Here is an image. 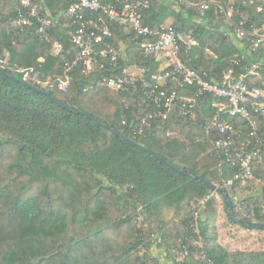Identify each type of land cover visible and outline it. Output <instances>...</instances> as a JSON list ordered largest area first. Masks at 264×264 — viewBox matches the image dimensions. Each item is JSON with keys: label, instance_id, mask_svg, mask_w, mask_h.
Instances as JSON below:
<instances>
[{"label": "trees", "instance_id": "16d2710c", "mask_svg": "<svg viewBox=\"0 0 264 264\" xmlns=\"http://www.w3.org/2000/svg\"><path fill=\"white\" fill-rule=\"evenodd\" d=\"M150 1V8L143 13L144 24L158 29L170 21L175 29L192 33L198 45L183 47L181 59L208 80L258 62L261 54L254 57L249 53L250 42L237 38L236 42L228 34H234L233 24H238L236 12L229 17L211 4L202 17L197 11L200 0ZM216 1L248 11V27L264 26V0ZM35 2L43 8V15L57 17L74 0ZM109 2L118 7L124 4V0ZM21 10L20 0H0V59L5 61L0 66L17 78L0 74V264H157L151 255L153 244L177 264L183 246L193 245L198 238L193 236V206L212 193L200 220L209 260L216 264H264V250L230 252L219 242L220 196L211 184L229 195L238 218L264 224V160L253 166L254 176L263 182L257 198L238 199L242 182L224 187V181L232 180L239 168L224 163L223 154L212 144L219 136L209 137L204 131L217 112L213 96L200 97L195 119L182 121L173 114L168 121H154L143 135H136L131 125L137 121L139 109L145 107L140 92L118 93L91 86L135 64L148 65L154 71L159 64L139 53L143 39L127 36L121 26L110 22L112 42L124 47L128 61L120 63L119 71L97 68L89 75L83 74L80 63L71 72L70 93L51 92L81 112L64 109L22 83L19 68L39 72L44 76L42 82L56 81L65 68L62 60L52 55L51 44L35 36V26L14 24ZM65 22L57 24L54 38L76 58L79 51L62 27ZM28 83L45 88L44 83ZM251 85L262 86L258 81ZM84 113L111 124L122 135L195 176L176 173L143 147L125 142ZM230 121L242 124L239 119ZM260 134L264 141V120L260 121ZM223 207L229 216V209ZM166 212L175 214L171 222L164 219ZM126 227L131 231L129 241L122 245L114 242L112 233H122ZM182 264L204 263L189 256Z\"/></svg>", "mask_w": 264, "mask_h": 264}, {"label": "built area", "instance_id": "2783aa9c", "mask_svg": "<svg viewBox=\"0 0 264 264\" xmlns=\"http://www.w3.org/2000/svg\"><path fill=\"white\" fill-rule=\"evenodd\" d=\"M20 2L22 10L14 24L20 28L35 26V36L51 44L52 55L60 58L65 68L62 76L52 82H42L41 77L44 76L34 69L19 68L23 81L44 83V89L49 92L57 90L69 94L73 81L71 72L80 63L84 75L91 74L97 68L106 70L111 67L113 72L119 71L120 63L128 61V54L124 47L112 42L110 22H114L124 29L127 36L143 39L138 44L139 53L159 66L157 71L145 64L123 68L114 76L103 77L91 89L99 86L118 93L140 92L145 107L139 109L137 121L131 125L136 135H143L154 121H168L173 114L182 121L195 119L200 97L203 94L212 95V106L217 112L204 131L209 137L219 136L212 140L214 150L223 154L224 163L239 168L232 180L224 181V187L228 188L236 182L246 184L252 181L263 185L262 180L254 176L253 166L264 160V141L260 134V121L264 120V91L249 82L250 78L258 75L262 62L241 65L239 69L223 72L219 79L208 80L207 75L202 76L192 70L181 59L183 47L198 45L192 33L179 31L172 25L153 29L144 24L143 13L150 8V0H124L121 7L110 4L109 0H74L57 17L43 15V8L35 0ZM211 4H216L229 17L236 12L239 21L237 25L233 24L235 37L241 42H250V54L264 57V26L251 24L248 27L251 21L248 11L236 9L233 4L223 1L200 0L197 6L199 15L204 17ZM258 10L261 12L262 7ZM63 19L66 22L62 27L68 31L71 43L79 51L76 58H71L72 51L66 49L61 40L54 38V29ZM161 55H165L163 62H159ZM242 59L244 61L246 57ZM4 63L0 59V64ZM177 88L188 93L181 94ZM192 88L195 91L190 94ZM231 118L241 120L242 124L230 121ZM213 195L209 194L193 206V236L198 238L193 241V245L188 243L183 246L177 264L184 263L189 256L204 264H216L209 260L204 249L200 225L201 212Z\"/></svg>", "mask_w": 264, "mask_h": 264}, {"label": "rangeland", "instance_id": "374dc122", "mask_svg": "<svg viewBox=\"0 0 264 264\" xmlns=\"http://www.w3.org/2000/svg\"><path fill=\"white\" fill-rule=\"evenodd\" d=\"M167 25H172V23H167ZM165 59V55H161L159 58V62H163ZM261 191V186L256 183L255 181H252L251 183H246L242 187V190L238 194V199L242 200L245 198H248L250 196H253L254 198L258 197V194ZM223 200L221 197H219L218 200V207H219V218H218V234L220 236V230L223 232L222 235L226 239V241L229 243L233 242V245L235 242H237L235 250H238L239 248L244 249L245 251H263L264 250V232L263 231H248L241 226L232 223L229 219V216L226 214L224 207H223ZM164 219L167 222H171L175 214L173 212H166ZM204 219V218H203ZM222 222V223H221ZM255 232V233H254ZM131 234V231L129 227L124 228V231L120 233V231H117L112 233V239L114 242L121 243H127L129 241V236ZM245 234H247L245 236ZM256 234H260L263 236V238H257ZM226 235V237L224 236ZM220 238V237H219ZM257 238V239H256ZM115 245H117L115 243ZM118 246V245H117ZM151 255L152 258H155L157 261V264H173V260L168 257L167 253L157 246V244H153L151 247Z\"/></svg>", "mask_w": 264, "mask_h": 264}, {"label": "water", "instance_id": "95a60500", "mask_svg": "<svg viewBox=\"0 0 264 264\" xmlns=\"http://www.w3.org/2000/svg\"><path fill=\"white\" fill-rule=\"evenodd\" d=\"M0 74L4 75V76H8L14 80H17V78L14 75H11L7 69H5L4 67L0 66ZM22 83L25 84L27 87L34 89L35 91L45 94L46 96H48L54 103H56L57 105H59L60 107L64 108V109H72L74 111L77 112H81L78 110V108H76L73 105H70L66 102H63L61 100H59L58 98H56L55 96L52 95L51 92L47 91L44 88H38V87H34L32 86L30 83L25 82L22 80ZM84 115L89 118L90 120L94 121V122H98L102 125H104L107 129L111 130L112 132H114V134H116L117 136L121 137L125 142L133 145V146H141L139 145L136 141L122 135V133L115 129L114 126H112L111 124L107 123V122H99V120L94 117L93 115H91L90 113H84ZM143 147V146H141ZM144 148V147H143ZM148 153L152 154L157 160H159L160 162H162L164 165L168 166L169 168H171L173 171H175L178 174L181 175H186V176H195V174L192 171L189 170H181L178 169L177 167L171 165L168 161H166L163 157H161L160 155L156 154L154 151H152L151 149L148 148H144ZM201 178H203L202 176H200ZM212 189L214 190V192L216 194H218L222 200L224 205L229 209V216L230 219L233 223L240 225L241 227L248 229V230H261L264 231V224L263 223H259V222H247L244 219L238 218L235 214V210H234V204L232 202V200L230 199L229 195L224 192V189L220 186H216L214 184H211Z\"/></svg>", "mask_w": 264, "mask_h": 264}, {"label": "crops", "instance_id": "0c3cea01", "mask_svg": "<svg viewBox=\"0 0 264 264\" xmlns=\"http://www.w3.org/2000/svg\"><path fill=\"white\" fill-rule=\"evenodd\" d=\"M168 23H170V21L168 22ZM164 25H167V23L166 24H164ZM230 36H231V38L232 39H234L236 42H237V40H236V37H235V35L232 33V32H229L228 33ZM239 45L238 46H240V47H242V43L241 42H239L238 43ZM254 57H256V56H254ZM258 62H262L263 63V66H262V68H261V70L259 71V73H258V75H256V76H253L252 78H250V80H249V82L250 83H252V82H255V81H258V82H260V84H262V86H259V85H256L257 87H260L263 91H264V73L262 72V70L264 69V57H263V55H261L258 59ZM257 183V182H256ZM259 184V183H258ZM260 185V184H259ZM261 186V185H260ZM218 200H219V198H218ZM222 223V222H221ZM240 226V225H239ZM243 228V227H242ZM245 229V228H244ZM246 230H248V229H246ZM248 231H257V230H248ZM264 232V231H263ZM220 238H219V242H220V244L223 246V247H225V248H227L230 252H233V251H237V250H235L234 249V247L236 248V245H237V242H235V244L233 245V242L232 243H229L228 244V242L226 241V239L223 237V235H222V231L220 230ZM255 233V232H254ZM247 234H245V236H246ZM225 237H226V235H224ZM256 237L257 238H263V236H261L260 234H256ZM256 238V239H257ZM238 250H240V251H245L244 249H242V248H239Z\"/></svg>", "mask_w": 264, "mask_h": 264}]
</instances>
